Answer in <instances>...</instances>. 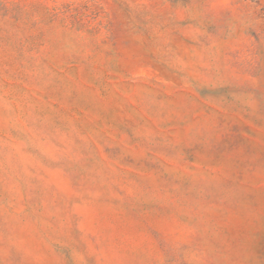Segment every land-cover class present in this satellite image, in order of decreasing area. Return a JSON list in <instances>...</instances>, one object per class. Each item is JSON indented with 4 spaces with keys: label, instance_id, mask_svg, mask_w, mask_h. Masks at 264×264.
<instances>
[{
    "label": "rangeland",
    "instance_id": "rangeland-1",
    "mask_svg": "<svg viewBox=\"0 0 264 264\" xmlns=\"http://www.w3.org/2000/svg\"><path fill=\"white\" fill-rule=\"evenodd\" d=\"M0 264H264V0H0Z\"/></svg>",
    "mask_w": 264,
    "mask_h": 264
}]
</instances>
